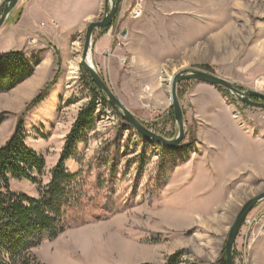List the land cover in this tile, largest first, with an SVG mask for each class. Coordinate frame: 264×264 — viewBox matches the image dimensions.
Masks as SVG:
<instances>
[{"label":"rangeland","instance_id":"obj_1","mask_svg":"<svg viewBox=\"0 0 264 264\" xmlns=\"http://www.w3.org/2000/svg\"><path fill=\"white\" fill-rule=\"evenodd\" d=\"M92 1L64 7L66 15H77L76 33L34 32L27 40L14 26L22 0L0 27V54L21 52L35 69L29 81L0 94V113L7 114L0 146L23 116L24 143L44 159V185L78 112L93 98L79 65L86 27L103 16V0H95L94 7ZM129 5L128 0L118 27L128 38L117 47L107 29L96 30L90 60L121 104L152 132L166 139L177 135L170 84L181 71L203 70L264 94V0H148L139 19L129 18ZM55 77L43 99L25 111ZM177 98L185 135L176 148L146 140L107 103L95 102L94 126L80 135L65 163L75 176L63 218L66 230L31 249L41 263L166 264L170 258L172 264L219 263L242 204L264 190V179L241 176L225 186V178L207 171L206 162L201 167V160L217 157L216 145L211 151L207 146L218 141L211 127L225 120L224 112L256 123L258 132L264 128V109L194 81L180 83ZM9 187L13 194L38 198L32 183L13 180ZM248 216L255 221L248 230L242 225L233 264H264V200Z\"/></svg>","mask_w":264,"mask_h":264},{"label":"trees","instance_id":"obj_2","mask_svg":"<svg viewBox=\"0 0 264 264\" xmlns=\"http://www.w3.org/2000/svg\"><path fill=\"white\" fill-rule=\"evenodd\" d=\"M82 71L89 78L93 98L78 112L66 135L59 159L50 171V180L47 184H42L40 180L44 174V159L29 150L24 143L23 116H19L10 137L0 146V264H44L31 254V249L39 246L44 239L55 240L66 230L63 218L67 206L73 200L72 186L75 176L69 173L65 163L80 143V135L94 126L95 102L106 103L89 75L85 70ZM34 72V67L24 59L21 52L1 54L0 94L12 91L30 79ZM55 80L56 77L31 100L25 111L43 99ZM237 88L242 90L240 87ZM225 93L230 94L226 91ZM6 115L0 113V126ZM13 180H24L37 185L38 198L13 194L9 187ZM170 263L171 258L166 264ZM218 264H225L224 251Z\"/></svg>","mask_w":264,"mask_h":264},{"label":"crops","instance_id":"obj_3","mask_svg":"<svg viewBox=\"0 0 264 264\" xmlns=\"http://www.w3.org/2000/svg\"><path fill=\"white\" fill-rule=\"evenodd\" d=\"M22 1L21 10L17 20L14 22V26L18 28L27 40H33L31 37L34 36V32L44 33L45 36L52 35L53 37L56 33H76L78 31L72 27L77 15L74 12L70 14L68 12L66 15L64 11L65 6L70 9L76 7L75 3L78 0ZM95 3L96 1L93 0L91 7H94ZM13 11L10 16L13 15ZM89 17L90 12L83 17L81 23L86 22ZM37 19H40V21H36ZM121 25H123V21L120 18ZM121 29V31H127L123 30L124 28ZM106 36L111 38L108 35V30ZM109 48L106 49V52ZM106 52L103 54L105 55ZM223 115L225 120L213 121L214 126L211 127L216 131L218 141L209 142V146H207L209 150H213L216 145L217 157L210 155L205 159L202 158L201 167L206 162L207 171L218 172L217 175L225 178V186L238 183L241 176L244 179L248 177L264 179V128L257 132L254 130L256 123L251 125L244 121H237L236 116L229 111L227 114L224 112ZM202 129L201 132L203 133ZM213 152L215 155V149Z\"/></svg>","mask_w":264,"mask_h":264},{"label":"water","instance_id":"obj_4","mask_svg":"<svg viewBox=\"0 0 264 264\" xmlns=\"http://www.w3.org/2000/svg\"><path fill=\"white\" fill-rule=\"evenodd\" d=\"M19 0H2L0 2V27L9 19L12 11L15 9ZM122 0H103V16L96 22L89 23L86 27L84 33V40L82 47V52L80 55V67L85 70L89 75L92 83L96 87L97 91L105 98L106 103L109 107L116 112V114L127 124L130 125L141 137L146 138L156 142L162 146L168 148H176L183 141L185 130L183 123L182 110L177 98V87L180 83L183 82H200L217 88H221L230 94L235 99H239L243 104L257 108L264 109V103L256 102L252 98H259L264 100V94L259 93L255 90H240L233 83L223 79L215 74L208 73L203 70L191 69L181 71L171 78L170 84V101L171 108L173 110L174 121L177 126V135L173 139H166L163 136L156 134L146 128V126L135 117L127 108L121 104L116 95L111 91V89L106 85L100 76L99 72L95 69L94 65L90 60L91 56V44L93 32L96 30H105L108 29L112 22L119 15L121 10ZM264 200V190L252 197L244 204H242L234 223L232 224L229 233L226 238V243L224 244V254H225V264H233V250L235 245V240L237 235L242 229V225L249 215V213L261 202Z\"/></svg>","mask_w":264,"mask_h":264},{"label":"built area","instance_id":"obj_5","mask_svg":"<svg viewBox=\"0 0 264 264\" xmlns=\"http://www.w3.org/2000/svg\"><path fill=\"white\" fill-rule=\"evenodd\" d=\"M128 0H122L121 3V10L119 15L116 17V19L112 22V25L110 28H108V35L111 36L112 41L117 47H120L122 42L128 38V31H118V27L120 26V18L122 17V14L124 12V6L125 2ZM130 5L128 8L129 18L131 19H139L142 17L144 12V5L146 1L148 0H129ZM118 31V32H117ZM108 54H110V50L107 51ZM107 53H105L107 55ZM255 221V216L251 217L248 216L243 225L247 227V230L252 228V223Z\"/></svg>","mask_w":264,"mask_h":264},{"label":"flooded vegetation","instance_id":"obj_6","mask_svg":"<svg viewBox=\"0 0 264 264\" xmlns=\"http://www.w3.org/2000/svg\"><path fill=\"white\" fill-rule=\"evenodd\" d=\"M254 99H256V98H252V100H254ZM255 101V100H254Z\"/></svg>","mask_w":264,"mask_h":264},{"label":"bare ground","instance_id":"obj_7","mask_svg":"<svg viewBox=\"0 0 264 264\" xmlns=\"http://www.w3.org/2000/svg\"><path fill=\"white\" fill-rule=\"evenodd\" d=\"M228 93V92H227Z\"/></svg>","mask_w":264,"mask_h":264}]
</instances>
